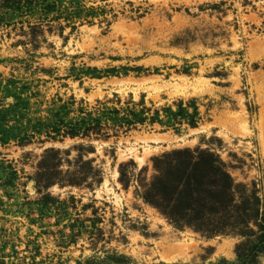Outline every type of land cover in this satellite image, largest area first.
Returning <instances> with one entry per match:
<instances>
[{
	"label": "rangeland",
	"instance_id": "374dc122",
	"mask_svg": "<svg viewBox=\"0 0 264 264\" xmlns=\"http://www.w3.org/2000/svg\"><path fill=\"white\" fill-rule=\"evenodd\" d=\"M0 264H264V0H0Z\"/></svg>",
	"mask_w": 264,
	"mask_h": 264
},
{
	"label": "trees",
	"instance_id": "16d2710c",
	"mask_svg": "<svg viewBox=\"0 0 264 264\" xmlns=\"http://www.w3.org/2000/svg\"><path fill=\"white\" fill-rule=\"evenodd\" d=\"M192 158H193V156H192ZM181 171H182V170H181ZM194 171H196V169H194ZM224 177H225V176H224ZM224 177H223V178H224ZM228 179H230L229 176H228ZM230 183H231V182H230ZM229 185H230V184H229ZM189 187H192V185L189 184ZM220 187H223V185H220ZM190 191H191V190H190ZM163 195L165 196L164 192H163ZM189 197H190V195H189Z\"/></svg>",
	"mask_w": 264,
	"mask_h": 264
}]
</instances>
